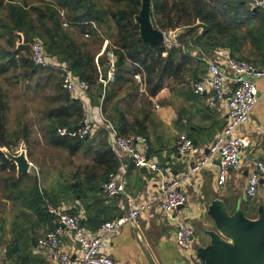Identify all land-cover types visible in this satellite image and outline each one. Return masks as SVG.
Instances as JSON below:
<instances>
[{"label":"trees","instance_id":"16d2710c","mask_svg":"<svg viewBox=\"0 0 264 264\" xmlns=\"http://www.w3.org/2000/svg\"><path fill=\"white\" fill-rule=\"evenodd\" d=\"M38 1L41 6L29 5V0H0V11H7V21L5 18L0 19V37L5 38L9 45H12L13 41V50L0 51V73L16 68L22 69L25 75H32L38 68H42L33 63L31 55L30 58L21 56L23 45H17L15 42L18 33L24 34V40L35 35L46 36L44 37L46 52L50 56L66 62L74 74L85 79L91 87H97L95 94L92 93L93 97L100 99L101 93H104L103 111L106 110L105 106L115 99L111 111L106 110L104 114L124 135L130 133L149 135L150 125L147 119L152 113H149L151 97L156 95L169 79L182 80L186 74H193L192 82L197 80L195 74L198 66L195 62L199 60L191 55L193 49H197L201 54L212 53L218 47H226L229 55L245 58L264 67V7H253L247 0H152L151 18L154 25L161 30L193 24L197 20L207 24V30L203 33L191 30L177 37V41L187 47L185 51L181 47L167 46L164 42L151 48L148 42L142 40L139 26L134 20V15L140 7V0ZM32 9L35 16L31 19ZM63 21L67 22V27H74L78 31L63 28ZM104 24L114 31V40L112 46L105 49V54L99 55L95 60L96 51L93 52L89 48L87 39L80 43L78 37L81 38L83 33L99 39ZM108 50L116 56L114 79L104 87L99 78L106 77V70H100L99 66L104 64L106 68L107 63L109 67L106 54ZM134 73L141 75L148 110L135 108V112L129 117L127 115L132 108L130 103L127 102L124 107L120 104L125 97L139 94L141 82L134 79ZM64 96L66 100L64 104L53 108L47 115L53 121L47 131L53 145H59L70 153H75L86 143L87 137L61 135L57 129L62 127L75 129L82 118V109L77 98L72 97L67 91ZM2 103L3 101L0 108ZM143 111L145 113L140 116ZM1 118L0 109V148L9 144V141L2 140L4 132ZM87 143L85 145L88 150L93 151L90 161L92 166H86L84 171L76 169L71 181L53 184L49 191L40 190L35 183L24 184L25 173L17 177L15 164L7 159L0 149V170H14L11 176L6 175L2 178L4 189L8 190L5 195L7 197L12 194L19 195L21 203L31 210V213H28L21 209L18 217L35 214L39 219L42 217L46 222L49 220L51 227V216L44 208L45 198L60 204L59 200L63 198L77 195L84 197L85 190L98 189L101 182L106 180L108 173L116 170L118 159L106 142L105 132H97ZM74 180L77 182L74 183ZM55 189L61 191L55 192ZM61 192L62 195L59 194ZM100 224L101 222L98 226ZM14 229L15 233L6 246L5 256L11 264H28L32 257L29 249L31 236L24 228L15 225Z\"/></svg>","mask_w":264,"mask_h":264},{"label":"crops","instance_id":"0c3cea01","mask_svg":"<svg viewBox=\"0 0 264 264\" xmlns=\"http://www.w3.org/2000/svg\"><path fill=\"white\" fill-rule=\"evenodd\" d=\"M175 41L181 44L182 50L185 51L187 47L178 42L177 38ZM220 52L228 53L226 47H218L212 53L201 54L197 49L191 50L193 58L199 60L195 62L198 66L195 74L197 80L205 76L208 67L207 60L215 59ZM191 69L193 70L194 67ZM186 75L182 80L169 79L165 86L151 97L156 106L154 115L158 126L154 129L150 127V133L146 136L149 142L148 154L160 165L161 171L137 167L127 157H122L121 161L117 158L116 170L121 174L126 190L136 200L145 199L148 194L156 192L157 184L161 179L181 177L183 178L182 188L187 194V202L170 215L163 212L158 202L148 213L138 218L137 224L127 222L110 236L103 249L116 261V264H151V258L156 264H186L175 242L176 219L174 216H185L195 232L198 230L202 241L195 244L197 247L205 245L209 240L205 230L212 228L213 223L206 210L213 198L224 199L231 211L236 208V202L239 199L249 217L256 216L258 206L264 205V196L261 191L253 198L244 196L249 169L256 160H264V76L256 79L259 96L250 120L239 128L246 143L243 148L241 165L239 168H230L225 183L218 185L215 181L218 157H215L209 166L201 168L198 173L186 176L185 173L189 172L193 160H189L178 152L177 138L180 133H185L193 139L198 148L195 157L206 153L225 122L226 102L216 100L213 105L209 104L210 92L194 93L192 89L194 75ZM139 89L141 90V84ZM92 99L93 96L90 95V111L96 114L97 104L92 102ZM101 129L106 133L107 142L106 127L103 124L97 125L90 136L95 135L96 131ZM11 161L15 164L13 160ZM23 173H25L24 177L28 176V171ZM15 175L19 176L16 169ZM57 191L60 192L61 189H55V192ZM62 193L59 194L62 195ZM0 197V235L6 232V237L3 235L0 238V264H11L5 253L6 246L15 233V225L18 228H24L31 236V248L29 249L32 257L28 264H55L42 249L37 247V238L50 227L49 220L46 222L42 217L37 218L35 214L18 217L21 209L31 213V210L21 203L19 195L12 194L7 197L4 194ZM59 201L71 213L81 218V222L90 234L95 232L98 224L104 219L123 213L127 209L122 196L107 197L105 195L102 182L98 189L85 190L84 197L77 195ZM32 237L36 245L32 244ZM63 242L72 255L79 253L71 236L65 234Z\"/></svg>","mask_w":264,"mask_h":264},{"label":"built area","instance_id":"2783aa9c","mask_svg":"<svg viewBox=\"0 0 264 264\" xmlns=\"http://www.w3.org/2000/svg\"><path fill=\"white\" fill-rule=\"evenodd\" d=\"M253 7H264V0H247ZM63 25H67L63 21ZM92 25L94 23L92 22ZM164 43L182 47L176 41H172L169 33L172 29L162 30ZM88 36V34H85ZM109 67L106 77H101L103 86L114 79L116 56L111 50L107 51ZM31 59L33 63L42 68H52L59 71L60 86L72 97L77 98L82 108V118L75 129L65 127L58 128L61 135L86 138L94 132L97 125L106 127L107 142L117 158L127 157L137 167L147 168L160 172V165L150 158L148 154L149 142L146 136L132 133L124 135L105 116L102 108L104 93H101L97 103L96 114L90 111L91 86L85 80L74 74L66 62L60 61L55 56H50L39 39L31 42ZM207 72L205 76L192 83L194 93L202 94L210 92L209 104L216 100H224L227 106L225 122L209 145L206 153L195 157L197 146L193 139L185 133H180L177 138L178 152L193 160L186 176L195 174L201 168L212 164L218 157L216 183L223 185L228 177L230 168H239L245 146L244 137L239 132L240 126L250 120L252 110L258 100V88L256 79L264 76V67L245 59L237 58L226 52L213 60H207ZM133 77L140 81V73H134ZM141 82V90H143ZM100 123V124H99ZM99 127V126H98ZM184 176V177H186ZM181 177L168 180H160L157 190L148 194L147 198L136 200L126 190L124 180L117 170L110 171L106 180L102 183L107 197L122 196L125 199L127 209L125 212L104 220L90 234L87 227L81 222V218L71 213L62 204H55L48 198L44 200V208L51 216V227L37 238V247L42 249L48 258L55 264H116V261L106 252L103 246L105 242L116 233L125 223L137 224L138 218L148 213L159 202L160 208L166 214H171L187 202V194L182 188ZM261 191L264 196V160H256L249 169L244 196L255 197ZM176 219L175 242L181 251L186 264H201L197 256L195 246V230L185 216H174ZM71 236L77 245L79 253L72 255L64 245L63 236Z\"/></svg>","mask_w":264,"mask_h":264},{"label":"rangeland","instance_id":"374dc122","mask_svg":"<svg viewBox=\"0 0 264 264\" xmlns=\"http://www.w3.org/2000/svg\"><path fill=\"white\" fill-rule=\"evenodd\" d=\"M29 5L41 6L38 0H29ZM32 11L33 14L30 13L31 19L32 16H35L34 9H32ZM0 14H2L0 15V19L3 20V18H5V21H7V11H0ZM63 28L78 31L74 29V27L71 28L66 25H64ZM99 36V39L92 38L90 35L85 36L83 33L81 38L77 36L80 43L83 42V39H87L89 48L93 52L96 51L94 54L95 60H97L99 55L105 54L107 46H112L114 31L104 24ZM44 37L46 36L35 35L32 36L31 39L24 40V34L18 33L15 43L17 45H23V51L20 55L30 58L31 42L34 39L41 40L46 49ZM7 49L13 50V41L12 45H9L6 43L5 38L0 37V51H5ZM107 68V63L106 68L104 64H100L99 66L100 70H106V72L108 70ZM134 79L137 82H142V78L140 81L136 78ZM99 80L101 81V77ZM96 89L97 87H91L90 95H92V93L95 94ZM122 94L123 91L121 92V95ZM64 95L65 91L60 86V74L58 70L52 68H38L32 75H25L22 69L17 70L16 68H10L8 71L0 73V103L3 101L0 109L2 130L4 132L2 140L9 141L7 146L3 145L1 148H3L5 152L8 151L12 154H17L21 151L24 152L30 164L27 173L28 176L24 177L23 183H29V185L35 183L40 190L46 189L49 191L53 184L71 181L72 175H74L76 169L84 171L86 166H92L90 161L93 156V151L92 149L88 150L86 146L88 144L87 142L91 140V136L86 138L87 144L85 143L86 145L84 144L82 148L75 153H70L67 149L59 145H53L49 140L47 128L52 126L53 121L47 115L53 108L64 104L66 101ZM145 95L144 89H139V94L137 93L133 97H125L122 100L120 106L124 107L126 103L129 102L132 107L127 116L131 117L136 110L135 108L148 110L147 103L145 102ZM98 100L99 98L93 97L92 102L97 104ZM114 101L115 99L112 100L111 104L105 106L107 112L111 111L110 108L113 107ZM154 108H156V106L152 102L149 111V113H152L147 119L148 124L153 129L158 126L154 115ZM144 113L143 111L140 116ZM97 132H104V130H97L96 133ZM88 167L87 169H89ZM12 172L14 173V170H0V196L7 193V189L3 187L4 183L2 182V178L6 175L11 176L13 174ZM73 182L76 183L77 181L74 180ZM57 188H59V186ZM195 234V244L200 243L202 241V236H199L198 230H196ZM3 235L6 237V232L0 235V238H2Z\"/></svg>","mask_w":264,"mask_h":264},{"label":"water","instance_id":"95a60500","mask_svg":"<svg viewBox=\"0 0 264 264\" xmlns=\"http://www.w3.org/2000/svg\"><path fill=\"white\" fill-rule=\"evenodd\" d=\"M151 1L140 0V7L134 15V20L139 26L142 40L154 48L156 44L164 42L165 36L152 21ZM191 30L203 33L207 30V24L197 20L193 24L178 26L172 29L169 37L175 41L178 36ZM2 151L7 158L15 162L18 175L28 171L30 163L23 151L17 154L5 152L3 148ZM206 212L212 220L213 227L205 230L208 242L196 247L201 264H264L263 204L258 206L256 216L249 217L239 199L236 208L231 211L226 201L217 197L209 202ZM31 241L36 245L34 237ZM150 261L151 264H156L152 258Z\"/></svg>","mask_w":264,"mask_h":264}]
</instances>
